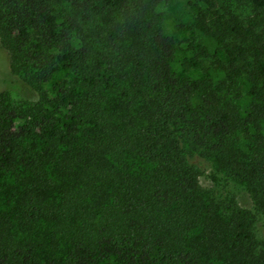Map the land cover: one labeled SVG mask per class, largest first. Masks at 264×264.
<instances>
[{"label":"trees","instance_id":"16d2710c","mask_svg":"<svg viewBox=\"0 0 264 264\" xmlns=\"http://www.w3.org/2000/svg\"><path fill=\"white\" fill-rule=\"evenodd\" d=\"M249 1L244 22L209 24L210 0H0L7 71L35 94L0 91V264H264V0ZM194 154L254 210L206 191Z\"/></svg>","mask_w":264,"mask_h":264},{"label":"rangeland","instance_id":"374dc122","mask_svg":"<svg viewBox=\"0 0 264 264\" xmlns=\"http://www.w3.org/2000/svg\"><path fill=\"white\" fill-rule=\"evenodd\" d=\"M210 1L212 5L209 8H203V13L207 17L209 24L213 23L217 15L222 16V20L224 21L236 17L244 22L254 13L253 6L249 0ZM179 5H182V2L176 4L174 9ZM226 39L229 43L247 44V42L234 33H228ZM211 60V57L203 59L204 65L210 64ZM3 90L10 91L16 100L31 101L35 99V94L32 90L23 84L18 77L13 76L7 71L6 56L0 48V91ZM188 162L196 166L200 171L199 182L206 191L219 198L231 197L241 207L254 210L253 203L244 186L233 183L230 179L228 180L227 177L218 173L210 161L194 154L188 157ZM212 176H215L216 179L213 180ZM254 230L259 238L264 237V224L259 216H257L254 223Z\"/></svg>","mask_w":264,"mask_h":264}]
</instances>
